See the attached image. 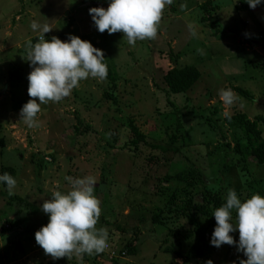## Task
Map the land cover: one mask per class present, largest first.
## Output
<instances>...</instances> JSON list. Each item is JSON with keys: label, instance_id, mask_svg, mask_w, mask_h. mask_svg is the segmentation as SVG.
<instances>
[{"label": "rangeland", "instance_id": "rangeland-1", "mask_svg": "<svg viewBox=\"0 0 264 264\" xmlns=\"http://www.w3.org/2000/svg\"><path fill=\"white\" fill-rule=\"evenodd\" d=\"M173 1L162 10L156 37L129 45L122 33L96 31L88 8L99 3L98 7L106 9V0H0V44L5 48L0 52V170L13 167L18 174L12 195L0 184V264H185L176 254L165 252L173 244L177 249L179 242L184 253H197L195 239L180 218L169 215L166 225L148 221L140 227L132 210L156 209L162 217V209L166 217L165 200L155 196L158 179L194 163L204 171L207 183H213L219 160L226 154L224 145L233 148L239 137L225 121V111L264 118V71L258 68L264 65V4L250 9L242 0ZM206 17L208 22L203 21ZM33 20L52 29L44 34L45 40L56 36L65 41L69 34L81 40L91 37L120 77L115 92L118 105L104 97L107 80L86 78L70 96L42 105L39 126L28 128L13 104L27 94L31 71L27 46L38 40V33L29 27ZM171 55L178 56L179 68L195 66L202 74L186 94L170 95L164 83V76L174 66ZM16 71L23 73L24 80L13 88L9 75ZM237 87L249 91L254 100L238 95L233 90ZM227 88L240 98L231 108L217 95ZM79 117L91 127L90 132L81 134L84 128ZM129 118L150 143L165 146L178 136L183 152L164 153L145 144L136 150L130 146ZM177 120L184 138L177 132ZM260 128L264 136V122ZM226 158L230 170L218 178L229 189L240 183L242 188L246 186L242 175L254 179V188H245L240 194L241 202L258 187L263 191L258 194L264 197V166L241 163L232 150ZM88 175L96 177L93 195L100 201L95 227L109 223L105 227L108 247L100 254L53 260L34 239V233L48 222L40 206L54 191L70 190L65 176ZM260 179V186L254 184ZM13 196L37 206L38 212L33 215L27 207L21 212L9 206ZM135 230L139 231L137 239ZM169 230H176L178 236H168L170 242L162 243ZM237 233L230 235L235 238ZM227 249L228 245L216 248L209 243L205 256L189 264L207 260L219 264ZM128 250L129 257L124 254ZM114 255L117 260H112Z\"/></svg>", "mask_w": 264, "mask_h": 264}, {"label": "clouds", "instance_id": "clouds-1", "mask_svg": "<svg viewBox=\"0 0 264 264\" xmlns=\"http://www.w3.org/2000/svg\"><path fill=\"white\" fill-rule=\"evenodd\" d=\"M106 2V9H88L96 31H106L108 35L122 33L127 43L134 45L138 40H152L156 37L162 10L166 5H171L172 0ZM245 2L250 9L264 4V0ZM29 27L38 33V40L27 46V62L31 68L27 76V95L30 99L22 105L19 116L28 128H35L39 126L37 116L42 105L50 101L59 102L70 96L72 89L86 78L104 80L107 65L104 63L103 51L93 47L88 41L71 34L65 41L56 36L45 40L44 34L52 30L47 24L33 20ZM217 95L228 108L240 101L230 88L218 90ZM223 115L230 119L227 111ZM64 179L70 185V190L67 193L54 191L51 198L40 206V210L47 215L48 222L34 233L36 244L53 260L104 252L108 247V231L103 227H95L100 216V201L93 195L96 177L88 175L74 179L65 176ZM0 184L5 185L8 194L12 195L16 180L8 172H4L0 174ZM211 216L215 220L209 241L211 246H235L237 252L246 257L240 264H264V197L256 194L241 202L235 190L229 189L225 202ZM235 232H238L237 240L230 235ZM205 264L213 262L207 260Z\"/></svg>", "mask_w": 264, "mask_h": 264}, {"label": "trees", "instance_id": "trees-1", "mask_svg": "<svg viewBox=\"0 0 264 264\" xmlns=\"http://www.w3.org/2000/svg\"><path fill=\"white\" fill-rule=\"evenodd\" d=\"M242 1L247 5L245 0ZM172 3H174L173 0ZM99 5V3H93L92 7H98ZM172 10L174 11L175 8H173ZM70 21L71 20H68L69 24H71ZM203 21L208 22V18H204ZM83 40L90 42L93 47L96 46V44H94V42L91 40V37H89L88 35L84 37ZM248 42V40L244 39V43ZM171 61L173 62L174 66L164 76V83L167 86L168 93L170 95L186 94L199 81L202 74L199 69L195 66H185L183 68H179V58L177 55H171ZM104 63L107 65V76L105 80H107L108 85L104 97L105 99L111 101L114 105H118L119 102L115 92L120 77L108 60L105 59ZM258 68L264 71V65H260V67ZM23 80L24 75L22 72H10L9 82L11 87H17L19 84L18 82H21ZM233 90L237 92L238 95L242 96L247 100H254L252 94L247 90H244L239 87L233 88ZM29 99L30 97H28V95L26 94V98L24 100L15 101L13 104V109L15 110V112H19L22 105L25 104ZM229 116L230 119L226 118L225 121L227 122L230 128L234 129L236 132H239V137H237L233 148H231L228 143L224 145L225 149L223 151L226 154L221 157V159L219 158L220 168L217 169L214 173V176H217L214 181L216 183L219 181V183L213 184L215 183L213 181V183L208 184L204 171L200 169L197 164L194 165V163L192 166L180 169V171L174 174H166L164 177L158 179L159 186L157 188V191L155 192V196L157 198L165 200L164 208L166 209V217L164 212H162V209L160 213L164 217L159 216V212H156V209H142L137 211H135L134 209L132 210L134 218L138 220L140 227L142 225H145L148 221H151L153 225H166V222L169 220V215H175L176 218H180L183 221L184 227H187L190 232V235H192L195 239V245H197L198 248L197 253H184L183 251H181L180 242L177 245V249L176 247H174L175 244H173L167 246L165 252L176 254V256L184 260L185 264H189L192 259L194 260L196 258H202L205 256L204 250L209 245L212 233L211 230H213L215 226L214 217H212L211 215L217 207L221 206L225 202L227 190L231 188L230 185H227L222 179L218 178L219 176L222 177V173H224L225 171L228 172L230 170L229 161L228 158H226L227 154L230 153V151L232 150L239 157L237 161L242 160L241 163L247 164L249 162H253L256 165L264 166V136L263 131L260 128L261 123L264 122V118L262 116H259L255 119H250L244 113H235ZM78 122L79 125L84 128V131H82L81 134L90 132L91 127L86 125L81 117L78 118ZM177 124V132L181 134V138H184L181 133L182 125L180 124L179 120H177ZM128 127L130 129V132L133 134V139L130 142V146L136 148V150L137 147H139L141 144H145L149 145L154 149L161 150L164 153L172 152L173 154L177 155L183 152V147L181 148V146H178L177 144L179 137L176 135L170 139V144L165 146L156 145L148 142V136L142 131H140V129L135 125L131 118H129L128 120ZM152 160H154L153 156L150 158V161ZM4 172H8L11 176L15 178L17 182L18 174L15 168L3 166L0 170V174ZM242 176L243 178H245L246 186L242 188L243 183H240V187L233 186L232 188L235 190L238 199L240 198V194L245 188H254L252 184L254 179L247 180L245 175ZM212 184L214 185L215 189L211 187ZM254 184L260 186L262 184V179H260L258 182H254ZM3 186L6 188L5 185ZM256 189L258 190H254L251 192L252 195L263 193L260 187ZM95 190L96 188H94V191ZM8 205L18 207L21 212L23 211L24 207H27L31 209V212H29V214L33 215L36 214L39 210L37 206L27 204L26 200L20 198L19 196L11 197ZM234 215L235 213L233 212V217ZM103 223L104 228L109 224L108 221H104ZM181 227L182 226H180L179 229ZM118 228L123 233L126 232L124 228ZM177 234L178 233H176V230H169L164 239H162V243L166 244L170 242V238H168V236H178ZM134 235L137 239L139 237V231L135 230ZM237 239L238 233L236 234L234 240ZM124 254H128L129 257L131 255V251L128 250L127 253ZM242 257H244V255L241 252H237L235 246H228V249L225 253V258L221 260L219 264H227L228 261L230 264H235L236 260ZM113 259L117 260L115 255L112 257V260Z\"/></svg>", "mask_w": 264, "mask_h": 264}, {"label": "crops", "instance_id": "crops-1", "mask_svg": "<svg viewBox=\"0 0 264 264\" xmlns=\"http://www.w3.org/2000/svg\"><path fill=\"white\" fill-rule=\"evenodd\" d=\"M8 5V4H7ZM1 38H2V36L0 37V40H1ZM12 40H10V41H15V39L14 38H11ZM5 51V48L3 47V45L2 44H0V52H4ZM244 259H246V257L244 256V257H242L241 259H238V260H236V262H235V264H240V261L241 260H244ZM227 264H230L229 263V261H228V263Z\"/></svg>", "mask_w": 264, "mask_h": 264}, {"label": "water", "instance_id": "water-1", "mask_svg": "<svg viewBox=\"0 0 264 264\" xmlns=\"http://www.w3.org/2000/svg\"><path fill=\"white\" fill-rule=\"evenodd\" d=\"M255 43H257V42H255Z\"/></svg>", "mask_w": 264, "mask_h": 264}]
</instances>
